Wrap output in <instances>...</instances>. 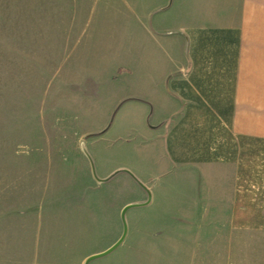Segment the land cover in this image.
I'll return each mask as SVG.
<instances>
[{
  "label": "rangeland",
  "instance_id": "374dc122",
  "mask_svg": "<svg viewBox=\"0 0 264 264\" xmlns=\"http://www.w3.org/2000/svg\"><path fill=\"white\" fill-rule=\"evenodd\" d=\"M127 1L0 0V264H85L143 201L89 264H264V232L183 213L197 181L164 167Z\"/></svg>",
  "mask_w": 264,
  "mask_h": 264
},
{
  "label": "crops",
  "instance_id": "0c3cea01",
  "mask_svg": "<svg viewBox=\"0 0 264 264\" xmlns=\"http://www.w3.org/2000/svg\"><path fill=\"white\" fill-rule=\"evenodd\" d=\"M126 3L133 16L118 9L119 21L151 20L150 32L137 28L115 38L122 52L150 55L147 102L151 130L164 137V167L197 181L182 195L194 198L183 213L264 232V0ZM102 38L85 53L106 49Z\"/></svg>",
  "mask_w": 264,
  "mask_h": 264
},
{
  "label": "water",
  "instance_id": "95a60500",
  "mask_svg": "<svg viewBox=\"0 0 264 264\" xmlns=\"http://www.w3.org/2000/svg\"><path fill=\"white\" fill-rule=\"evenodd\" d=\"M108 179V178H107ZM106 180V179H105ZM141 205L140 203H133V204H128L126 205L123 210H122V219H123V223H124V229H123V233L122 236L118 239L117 242H115L112 246H110L108 249L104 250L103 252L97 253V254H93L91 256H89L86 261L85 264H89L92 260L97 259L99 257H103L106 256L108 254H110L111 252H113L116 248H118L123 241L125 240L126 236H127V232H128V227H127V223H126V219H125V215L126 212L134 207V206H138Z\"/></svg>",
  "mask_w": 264,
  "mask_h": 264
}]
</instances>
